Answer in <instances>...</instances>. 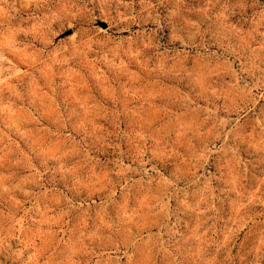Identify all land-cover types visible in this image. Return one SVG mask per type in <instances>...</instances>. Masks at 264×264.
I'll use <instances>...</instances> for the list:
<instances>
[{
    "label": "clouds",
    "instance_id": "clouds-1",
    "mask_svg": "<svg viewBox=\"0 0 264 264\" xmlns=\"http://www.w3.org/2000/svg\"><path fill=\"white\" fill-rule=\"evenodd\" d=\"M136 3L0 0V264H264V0Z\"/></svg>",
    "mask_w": 264,
    "mask_h": 264
},
{
    "label": "rangeland",
    "instance_id": "rangeland-1",
    "mask_svg": "<svg viewBox=\"0 0 264 264\" xmlns=\"http://www.w3.org/2000/svg\"><path fill=\"white\" fill-rule=\"evenodd\" d=\"M89 7H92L90 4ZM136 9L139 11V0H137L136 3ZM159 11L163 12V9H159ZM115 5L112 6V9L110 10V15L115 16ZM92 16L94 19L92 20V24L94 27L98 30L108 31L109 34H111V23L109 15H106L104 11H101L100 6L98 4L97 0V7L93 9ZM101 22L107 23L108 27L106 29L102 28ZM154 25L147 24V27L151 29ZM79 25H76L72 28L67 27L65 25L62 29H57L59 31V35L55 38L54 43H61L63 41L68 40L77 30ZM69 30H72L73 33L71 35H68L64 38H61V35ZM140 30V26L138 24L132 26V31H138ZM129 33H124V35H128ZM87 89L91 90V95L96 98V100L103 105L105 108L111 107V100L108 98V95L104 93L99 86H94L91 82L88 83ZM187 89L181 88V91L184 92ZM69 91L72 92V95H69ZM85 89L81 86L80 78H77L74 84H67L63 91L59 92V94L56 97H53V100L55 101V104L59 105H76V97L80 95ZM49 96H51V91L48 90ZM223 103V102H221ZM264 103V102H262ZM35 111L32 112L33 115L36 116L38 120L41 121L42 126L45 129H48L52 132L56 131V113L53 110L55 105L50 100H43L38 101L36 105L33 106ZM31 111V109H30ZM221 115H223V112H221ZM107 126V125H106ZM128 124L125 122V124H122V127H127ZM0 147H3L5 149L12 148L15 150L16 153H24L25 155L32 156L33 154V145L28 140H23L17 135L10 134V140L5 141V143L0 144ZM33 163H36V159L33 156ZM238 249H234V254Z\"/></svg>",
    "mask_w": 264,
    "mask_h": 264
},
{
    "label": "water",
    "instance_id": "water-1",
    "mask_svg": "<svg viewBox=\"0 0 264 264\" xmlns=\"http://www.w3.org/2000/svg\"><path fill=\"white\" fill-rule=\"evenodd\" d=\"M100 24H101L102 28H104V29H106L108 27L107 23H105V22H101ZM72 33H73V31L72 30H69V31L63 33L61 35V38H64V37H66L68 35H71Z\"/></svg>",
    "mask_w": 264,
    "mask_h": 264
}]
</instances>
